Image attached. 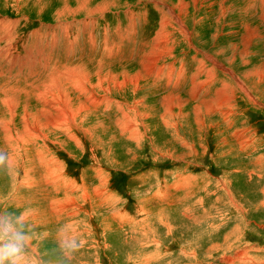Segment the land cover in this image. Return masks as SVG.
Returning <instances> with one entry per match:
<instances>
[{"label":"rangeland","instance_id":"obj_1","mask_svg":"<svg viewBox=\"0 0 264 264\" xmlns=\"http://www.w3.org/2000/svg\"><path fill=\"white\" fill-rule=\"evenodd\" d=\"M0 153L19 264H264V0H0Z\"/></svg>","mask_w":264,"mask_h":264},{"label":"clouds","instance_id":"obj_2","mask_svg":"<svg viewBox=\"0 0 264 264\" xmlns=\"http://www.w3.org/2000/svg\"><path fill=\"white\" fill-rule=\"evenodd\" d=\"M5 159L4 154L0 153V163ZM23 237L15 230L7 219H0V264H19L23 249ZM74 246L73 245H69ZM78 247V246H76Z\"/></svg>","mask_w":264,"mask_h":264},{"label":"bare ground","instance_id":"obj_3","mask_svg":"<svg viewBox=\"0 0 264 264\" xmlns=\"http://www.w3.org/2000/svg\"><path fill=\"white\" fill-rule=\"evenodd\" d=\"M56 99V98H55ZM52 120V119H51ZM49 123V122H48Z\"/></svg>","mask_w":264,"mask_h":264}]
</instances>
